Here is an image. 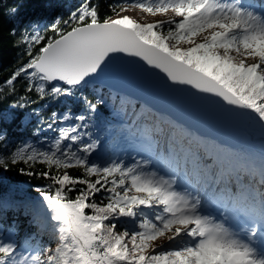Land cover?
I'll return each mask as SVG.
<instances>
[{
    "label": "snow or ice",
    "instance_id": "obj_1",
    "mask_svg": "<svg viewBox=\"0 0 264 264\" xmlns=\"http://www.w3.org/2000/svg\"><path fill=\"white\" fill-rule=\"evenodd\" d=\"M104 3L103 16L99 0H77L43 27L9 29L27 59L0 80V97L13 100L0 111V170L22 165L21 175L46 183L28 201L0 197L4 218L23 209L36 228L20 241L15 220L0 224V264H264V192L241 181V173L259 176L264 187V154L259 162L225 159L201 153L190 137L179 147L176 125L148 124L134 112L139 158L104 159V141L90 129L106 100L98 89L84 95L131 74L166 96L250 122L264 136V3ZM130 10L168 18L139 22L123 14ZM17 122L35 139L13 143ZM161 135L172 137L164 155ZM41 234L49 242L41 244Z\"/></svg>",
    "mask_w": 264,
    "mask_h": 264
},
{
    "label": "trees",
    "instance_id": "obj_2",
    "mask_svg": "<svg viewBox=\"0 0 264 264\" xmlns=\"http://www.w3.org/2000/svg\"><path fill=\"white\" fill-rule=\"evenodd\" d=\"M77 0H0V80H4L6 77L10 75V73L17 67H19L20 63L24 62L27 58L23 56L22 49L15 46L14 42L16 37L10 35L9 29L13 26L16 27L19 32L23 27H27L33 21H40L41 27L45 24L51 22V18L55 15H66L67 12L76 4ZM101 15L106 14V5L104 0H99ZM12 7L18 8V12L15 15L10 13V9ZM114 17V16H113ZM17 89L20 91V94H23V83H18L16 85ZM99 90V94L103 95L106 100V104L99 108L96 114V118L91 122L93 127H91L92 133H99L102 129H105L110 121H107V116L112 119H115L114 116L111 115L109 110L110 104L112 107L116 104L119 96L109 90L106 87L100 86L98 84L90 86L84 93V95L89 98H93L97 95V91ZM113 97H110V95ZM130 103L135 106L140 105V103L136 100L129 99ZM13 103L12 99H5L0 97V111L5 110L8 105ZM32 107L38 108L39 105H33ZM57 107L53 105V108ZM61 110H63V106H60ZM79 105L76 106L78 110ZM30 109H26L29 111ZM147 110V109H146ZM51 109L43 112L44 116H47ZM125 112V111H123ZM150 113V111H148ZM101 116H103L101 118ZM161 121L163 126L168 128L169 123L166 117H161ZM175 133H178L179 126L176 125ZM32 127H24L19 126V122L17 124H12L10 126V134L13 137V143H18L22 139H35V137L31 136ZM246 135L252 141V143L264 144V136L261 135L260 131L258 133H253L249 129L246 130ZM174 134V133H173ZM40 135H48L52 136L51 132H44ZM175 137V136H173ZM172 140V137H169ZM204 145L207 148V152L212 154V150L215 147H218L221 151V154L224 158L232 159L234 154L229 149L216 145V142L211 139H203ZM12 145L10 144L9 147ZM258 155L256 156V160ZM206 158V157H205ZM259 162V161H257ZM22 165H18L17 168H13L7 172L0 170V197H8L10 199H14L17 202L20 201H28L37 196L32 189L36 186H41L45 181L36 180L29 178L27 176L21 175L18 171V168ZM70 174L78 175L79 170L70 169ZM5 214L0 213V224L7 226L13 220L16 221V226L19 230V239L25 238L29 233H35L36 228L29 226L28 217L24 214L23 209L20 211H9L6 214V218H4ZM41 244L49 242V237L45 234H41L36 238Z\"/></svg>",
    "mask_w": 264,
    "mask_h": 264
},
{
    "label": "rangeland",
    "instance_id": "obj_3",
    "mask_svg": "<svg viewBox=\"0 0 264 264\" xmlns=\"http://www.w3.org/2000/svg\"><path fill=\"white\" fill-rule=\"evenodd\" d=\"M260 3H264V0H259ZM125 15H130L133 18L137 19L139 22H148V23H153L157 22L160 20H166L168 17L165 16H148L144 13H141L136 10H130L126 13H123ZM115 18V17H113ZM116 94L119 96L116 105L112 107L110 104L109 105V110L111 112V115L114 116L115 119H112L107 116L106 120L110 121L109 124L105 129H102L101 132L99 133H94V135H97L100 137L102 141H104L103 148L101 151V155L104 157V159L108 158H121L126 161L131 160L132 157H137V152L139 150V145L136 143V134L139 131V128H134L133 124L130 123V121L133 120V113L135 112L137 114L136 119L140 118V115L143 114L145 121L148 124L151 123H156L159 126H162L160 116L159 114H150L146 110V106L144 104L140 105H133L132 102L130 103L129 99L131 98L130 96H127L123 93L116 92ZM110 97H113L111 94ZM125 111V112H123ZM103 116H101L102 118ZM164 127V126H162ZM253 131V133H258L259 129L254 127L250 122L248 123L245 131L240 136L239 139V145L238 147L231 149L233 151V158L234 157H251L255 159V156L258 155V160H260L261 155L264 154V144H259V143H252L248 136L246 135V130ZM181 132V131H180ZM186 133L181 132L179 134L174 133V136L177 138V142L180 143V141L185 137ZM202 138L197 136L196 138L193 137L191 140L197 141L200 144L201 149V144L203 141L201 140ZM156 143L159 144V150L160 154L164 155L165 154V149L166 148H171L169 146V138H165L164 135H161ZM183 145L182 143H180ZM204 144V143H203ZM186 147V145H184ZM175 150H179L177 147ZM216 152H220V149H214L213 154ZM222 155V154H221ZM226 159V158H225ZM256 161V159H255ZM256 161V162H257ZM247 181V183H254L255 187L258 192H264V187L261 186L260 184V179L255 177L253 180L252 177H245L244 173H241V181ZM235 183V179H234ZM54 246V245H53Z\"/></svg>",
    "mask_w": 264,
    "mask_h": 264
},
{
    "label": "water",
    "instance_id": "obj_4",
    "mask_svg": "<svg viewBox=\"0 0 264 264\" xmlns=\"http://www.w3.org/2000/svg\"><path fill=\"white\" fill-rule=\"evenodd\" d=\"M98 85L130 96L149 109L186 126L196 134L214 139L229 148L239 145L240 136L249 123L226 118L209 104L194 105L187 98L166 96L156 88L146 85L135 75L112 76Z\"/></svg>",
    "mask_w": 264,
    "mask_h": 264
},
{
    "label": "bare ground",
    "instance_id": "obj_5",
    "mask_svg": "<svg viewBox=\"0 0 264 264\" xmlns=\"http://www.w3.org/2000/svg\"><path fill=\"white\" fill-rule=\"evenodd\" d=\"M177 134V133H176Z\"/></svg>",
    "mask_w": 264,
    "mask_h": 264
}]
</instances>
